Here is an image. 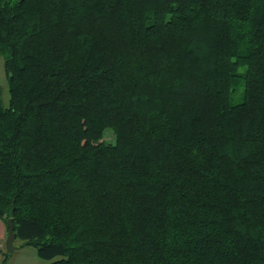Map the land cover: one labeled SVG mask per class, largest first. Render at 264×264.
<instances>
[{"label": "trees", "instance_id": "16d2710c", "mask_svg": "<svg viewBox=\"0 0 264 264\" xmlns=\"http://www.w3.org/2000/svg\"><path fill=\"white\" fill-rule=\"evenodd\" d=\"M0 56L20 247L264 264V0H0Z\"/></svg>", "mask_w": 264, "mask_h": 264}, {"label": "rangeland", "instance_id": "374dc122", "mask_svg": "<svg viewBox=\"0 0 264 264\" xmlns=\"http://www.w3.org/2000/svg\"><path fill=\"white\" fill-rule=\"evenodd\" d=\"M0 91H1L2 105L8 106L9 95L7 91L6 76L3 67V59L1 56H0ZM113 139L114 138L112 132L110 130H106L103 134V140L105 142H113ZM20 242L21 241L19 239L17 238L15 239L14 246L16 247V250L9 255V258L11 257L12 261L18 260V262H22L24 260H31V256L28 253V251H25L19 247ZM30 249L34 251V249L32 248Z\"/></svg>", "mask_w": 264, "mask_h": 264}, {"label": "crops", "instance_id": "0c3cea01", "mask_svg": "<svg viewBox=\"0 0 264 264\" xmlns=\"http://www.w3.org/2000/svg\"><path fill=\"white\" fill-rule=\"evenodd\" d=\"M6 236H7L6 224L3 223V221L0 219V264H45V262L43 260H41L37 256L36 249L34 247H32V246L20 247V245H19V247L21 249H23L25 251H28V253L31 256V260H24L22 262H18V260L17 261H12L11 260V257L9 258V256L5 257V254L10 255L5 250V240H6ZM30 248L34 249V251L31 250Z\"/></svg>", "mask_w": 264, "mask_h": 264}, {"label": "water", "instance_id": "95a60500", "mask_svg": "<svg viewBox=\"0 0 264 264\" xmlns=\"http://www.w3.org/2000/svg\"><path fill=\"white\" fill-rule=\"evenodd\" d=\"M14 207V203H12L9 210L8 219L6 220L7 236L5 240V250L9 254H12L16 249V247L14 246V241L16 239L13 225Z\"/></svg>", "mask_w": 264, "mask_h": 264}]
</instances>
